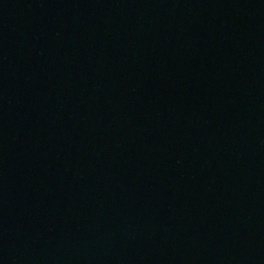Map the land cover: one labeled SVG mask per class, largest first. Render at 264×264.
<instances>
[{
	"label": "water",
	"instance_id": "water-1",
	"mask_svg": "<svg viewBox=\"0 0 264 264\" xmlns=\"http://www.w3.org/2000/svg\"><path fill=\"white\" fill-rule=\"evenodd\" d=\"M0 264H264V0H0Z\"/></svg>",
	"mask_w": 264,
	"mask_h": 264
}]
</instances>
